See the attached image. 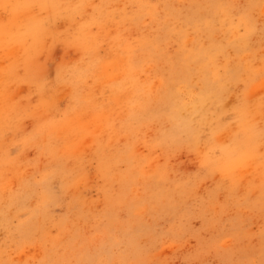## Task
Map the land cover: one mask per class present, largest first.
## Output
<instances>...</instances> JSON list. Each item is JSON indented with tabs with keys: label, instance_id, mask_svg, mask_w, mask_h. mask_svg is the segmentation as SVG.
<instances>
[{
	"label": "rangeland",
	"instance_id": "obj_1",
	"mask_svg": "<svg viewBox=\"0 0 264 264\" xmlns=\"http://www.w3.org/2000/svg\"><path fill=\"white\" fill-rule=\"evenodd\" d=\"M0 264H264V0H0Z\"/></svg>",
	"mask_w": 264,
	"mask_h": 264
}]
</instances>
